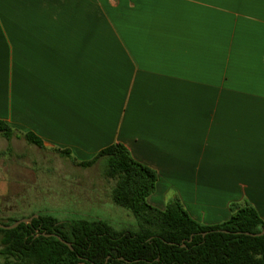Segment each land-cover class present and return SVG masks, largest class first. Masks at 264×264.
Masks as SVG:
<instances>
[{"label":"crops","instance_id":"1","mask_svg":"<svg viewBox=\"0 0 264 264\" xmlns=\"http://www.w3.org/2000/svg\"><path fill=\"white\" fill-rule=\"evenodd\" d=\"M0 120L79 161L124 144L157 208L264 220V0H0Z\"/></svg>","mask_w":264,"mask_h":264},{"label":"trees","instance_id":"2","mask_svg":"<svg viewBox=\"0 0 264 264\" xmlns=\"http://www.w3.org/2000/svg\"><path fill=\"white\" fill-rule=\"evenodd\" d=\"M16 131L0 120V135L9 142L0 154L13 151L10 141ZM16 135L45 148L33 132ZM54 150L81 167L101 163L108 183L107 196L104 189L101 197L93 193L82 197L114 203L129 211L136 224L117 230L99 216L61 221L49 211L32 213L24 216L33 217L28 223L0 228V264H264V234H246L262 232L264 220L248 202L232 204L228 220L204 224L194 219L177 197L170 199L164 209L151 205L148 198L155 191L158 174L134 159L120 142L103 148L87 161L77 160L69 149ZM68 197L72 203H79L76 194ZM18 220L11 215L0 222L11 225ZM45 234L59 235L74 249L58 237Z\"/></svg>","mask_w":264,"mask_h":264},{"label":"rangeland","instance_id":"3","mask_svg":"<svg viewBox=\"0 0 264 264\" xmlns=\"http://www.w3.org/2000/svg\"><path fill=\"white\" fill-rule=\"evenodd\" d=\"M10 144L13 151L0 154V219L11 215L22 219L32 213L49 211L61 221L99 216L117 230L135 226V217L114 203L69 201L68 195L84 198L85 188L90 187L100 190L105 187L104 195L107 196L108 183L103 177L101 163L81 167L69 158L15 135ZM8 145V140L0 135V153L6 151ZM68 187L73 189L72 194L66 193ZM93 194L101 197L102 193L94 190Z\"/></svg>","mask_w":264,"mask_h":264},{"label":"water","instance_id":"4","mask_svg":"<svg viewBox=\"0 0 264 264\" xmlns=\"http://www.w3.org/2000/svg\"><path fill=\"white\" fill-rule=\"evenodd\" d=\"M35 216H37V215H35ZM32 219H33V217H31V218H22V219L18 220L17 222H15L14 224H11V225H5V224H3L2 222H0V228L12 229V228L18 226L20 223H28V222L31 221ZM225 232H228V231H225ZM246 234H251V235H254V236L262 235V234H264V228H263L262 232H260V233H249V232H246ZM45 235L56 236V237H58L63 243H65L66 245H68V246L70 247V249H74V248H73V245H72L70 242L64 240L63 238H61V237H60L59 235H57V234H45ZM204 235H205V233H204Z\"/></svg>","mask_w":264,"mask_h":264}]
</instances>
